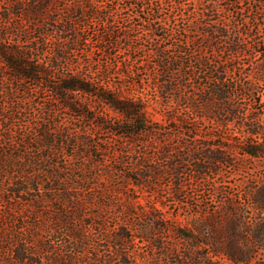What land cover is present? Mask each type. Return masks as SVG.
<instances>
[{
    "label": "trees",
    "instance_id": "16d2710c",
    "mask_svg": "<svg viewBox=\"0 0 264 264\" xmlns=\"http://www.w3.org/2000/svg\"><path fill=\"white\" fill-rule=\"evenodd\" d=\"M164 2L174 9L169 27L156 25L161 0H0V264H136L137 237L154 242L170 264H248L257 256L255 244L240 243L263 239L264 223L251 222L229 195L187 226L130 195V180L148 192L168 172L185 179L194 148L205 154L194 161L199 179L209 172L206 163L231 162L235 148L264 157V64L251 56L248 37L226 25L225 14L242 1ZM89 33L108 58L129 54L115 88L108 64L96 76L93 61L80 71L76 52ZM44 89L57 100H43ZM83 93L118 115L97 122L120 142L108 153L115 165H105L106 188L93 170L100 160L89 167L86 160L105 155L103 141L58 114L61 105L96 118ZM157 113L168 122L155 121ZM170 138L187 153L168 169L160 160ZM116 190L125 194L121 203ZM251 194L264 215V184ZM162 231L176 239L165 243Z\"/></svg>",
    "mask_w": 264,
    "mask_h": 264
},
{
    "label": "rangeland",
    "instance_id": "374dc122",
    "mask_svg": "<svg viewBox=\"0 0 264 264\" xmlns=\"http://www.w3.org/2000/svg\"><path fill=\"white\" fill-rule=\"evenodd\" d=\"M165 0L163 2V9L160 13L161 21H157L156 25L162 24L164 27H169L171 22L170 12L171 9ZM193 0H188V2ZM241 9H236V11H230L226 13V25L228 28L234 31H241L248 37L250 42L249 51L251 56L257 60L259 63L264 64V0H241ZM217 2L222 5L225 4L223 0H217ZM119 7V5H118ZM122 9V8H121ZM145 11L149 12L150 8L144 7ZM126 13H133V9L125 10ZM150 13V12H149ZM120 16V13H118ZM170 17V18H169ZM169 18V21H167ZM87 44L76 52V57L82 61L80 65V71H86V64L89 61H93L92 74L96 76L97 71L106 64L111 66L112 69V79L110 87L115 88L117 86L120 78L124 76L123 67L124 62L129 57V54L124 50L118 51L115 58H108L104 54L97 52L96 41L97 37L92 33L88 34ZM254 37L257 38L260 44L259 48L254 45ZM259 49V51H258ZM257 52V53H256ZM255 56V57H254ZM248 57V56H247ZM250 58H245V62H249ZM252 70H247L246 72L251 74ZM253 75V71L251 76ZM32 83V82H31ZM31 83L28 82L29 86ZM116 84V85H115ZM45 88V87H42ZM45 90V89H44ZM79 98L87 102L92 110H88L87 114L91 116L94 113L96 118H87L79 113L70 112L69 109H65L60 105L58 109V114L61 117V122L65 125H69L71 128H76L78 131H87L89 134L93 135L94 138L99 141H103L102 148L106 151L104 156L93 155L90 159H87V165L89 163H94L98 160L99 165L93 167L94 172L98 173L95 175V179H100L103 188L108 186L110 178L104 173L106 164H114V157H110L113 150L118 149L120 142L115 138V136L100 127H97V122L100 121L99 115L109 114L112 117L117 118L118 115L107 107L105 103L101 102L99 99L95 98L89 93H83L78 95ZM42 99L54 100L56 99L55 94L51 93L50 90H45L42 95ZM57 100V99H56ZM264 100V98H263ZM59 103V101H57ZM94 111V112H93ZM154 120L159 123H167V119L164 114L157 113L154 116ZM235 133V132H233ZM234 142L241 141V137L238 134H233L232 137ZM169 148L168 155L166 159L160 160V165L165 168L170 167L174 161L175 155H185L187 152L184 149L176 148L174 144L176 141L170 138L168 140ZM203 147V145L198 146ZM211 146H206L209 148ZM204 148V149H206ZM213 148V147H212ZM200 152H195V151ZM203 152V151H202ZM201 149H192L189 154H191L196 160L189 162L188 171L185 173V179H172V176L168 174L164 179H159L153 188L148 192H142L138 186H136L134 180H130L132 195L140 204H156L157 208L165 212L168 218H176L181 221L183 226L189 225L192 221L199 219V216L206 211H210L213 207L220 206L222 201L229 195L234 201V204L244 211V214L251 215L253 220L251 222L259 221L264 223V215H259V210L255 209L257 207L255 203V198H253L251 191L257 185L264 184V157H252L247 154H243L241 148H235L231 150V162L221 163L218 166L213 164H208V174L199 179L194 174L195 162L204 154ZM208 152V151H206ZM205 155V154H204ZM112 156V155H111ZM192 157V158H193ZM94 165V164H93ZM217 170V172H216ZM170 171V170H169ZM100 175V176H98ZM91 179H94L91 178ZM115 185L121 183L122 179H114ZM115 193L118 195L117 198L121 201L125 198L123 192ZM112 214L115 216V221H121V205L116 203L112 206ZM234 217V215H233ZM157 236H162L165 243L175 240V233L173 231H162L157 232ZM232 244L236 245V241L232 240ZM181 244V243H180ZM242 246L248 244H255V252L257 254L251 263L248 264H264V238L259 239L252 236L249 240L241 241ZM181 246V245H179ZM134 250L138 259L136 264H170L169 259L164 256L154 242L146 241L141 237H137L134 243ZM223 264V263H216ZM224 264H236L233 260H228ZM246 264V263H241Z\"/></svg>",
    "mask_w": 264,
    "mask_h": 264
}]
</instances>
